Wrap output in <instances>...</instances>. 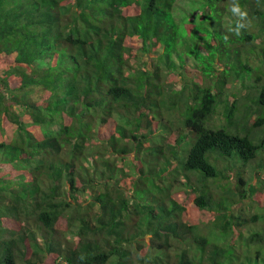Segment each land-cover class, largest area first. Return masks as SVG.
I'll use <instances>...</instances> for the list:
<instances>
[{"label": "trees", "instance_id": "1", "mask_svg": "<svg viewBox=\"0 0 264 264\" xmlns=\"http://www.w3.org/2000/svg\"><path fill=\"white\" fill-rule=\"evenodd\" d=\"M189 1L0 0V264H264V0Z\"/></svg>", "mask_w": 264, "mask_h": 264}, {"label": "rangeland", "instance_id": "2", "mask_svg": "<svg viewBox=\"0 0 264 264\" xmlns=\"http://www.w3.org/2000/svg\"><path fill=\"white\" fill-rule=\"evenodd\" d=\"M197 2L198 1H196V2L193 1V3H192L193 5L189 6V4H190L189 0H177V2H176V13H175L176 18L179 19V20L194 19L197 16V14L200 12V11H198L199 8L196 7L197 4H198ZM234 18L235 17H233L231 15V13H226L225 14V20L228 21V22H230ZM179 22H182V21H179ZM199 42H200V39L199 40H197V39L195 40V43H199ZM186 59H187V62H192L193 61V59L191 57H186ZM173 84L175 86L178 85V80L175 79L173 81ZM239 205H241L240 202L235 204L234 207L236 208ZM245 209L248 212H250V211L253 212L255 210H257L259 212L264 211V209L261 206L257 205V204H251L248 207H245ZM260 227H261V225L259 223L250 222V224L247 226V229H246L248 231L247 234L252 233L254 231L260 230L261 229ZM204 231H207V233H210L209 236H211L213 238V240H216V238H217L216 234L217 233L212 231L211 228L207 227ZM244 231H245V229H244ZM69 236H72V234H70ZM220 240H223V239L222 238L218 239V241H220ZM250 245L252 246L251 251L252 252L255 251V249H256L255 247H257V245H255L254 243H252Z\"/></svg>", "mask_w": 264, "mask_h": 264}, {"label": "clouds", "instance_id": "3", "mask_svg": "<svg viewBox=\"0 0 264 264\" xmlns=\"http://www.w3.org/2000/svg\"><path fill=\"white\" fill-rule=\"evenodd\" d=\"M228 11L233 17H235L234 27L228 28V32L239 37L242 30L247 29L251 24L249 13L244 7L241 6L239 0H230ZM224 39L227 40L228 36H225Z\"/></svg>", "mask_w": 264, "mask_h": 264}]
</instances>
